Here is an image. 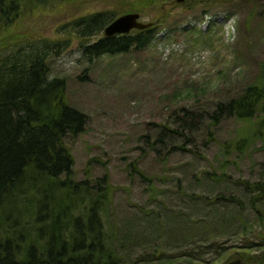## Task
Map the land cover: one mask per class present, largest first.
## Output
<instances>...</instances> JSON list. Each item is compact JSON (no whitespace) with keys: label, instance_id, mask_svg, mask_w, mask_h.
<instances>
[{"label":"trees","instance_id":"1","mask_svg":"<svg viewBox=\"0 0 264 264\" xmlns=\"http://www.w3.org/2000/svg\"><path fill=\"white\" fill-rule=\"evenodd\" d=\"M113 1L0 0V264H182L184 257L193 256L195 248L216 247L221 249L217 262L212 264H264V179L238 177L231 181L240 189L236 193L238 197L247 200L249 209L255 212L251 219L245 216L244 206L234 195L222 191L211 197L190 193L187 197L191 201L203 202L219 212L189 218L169 209L167 231L163 232L165 225L159 226V236L151 243L146 238L139 241L130 231L120 230L107 175L75 178L74 160L66 139L84 132L88 116L69 103L65 79L50 76L49 44L54 45L57 38L22 37L14 28H18L16 23L25 13L32 14L49 3L79 10L93 2L104 3L99 10L81 11L79 16L61 25L73 29L82 55L92 62L103 55L143 49L154 38L158 21H150L154 23L143 30L104 36V27L117 16L127 12L144 13L147 8L177 2L118 0L113 5ZM229 1L183 0L182 5L186 10L198 7L200 14L205 15ZM238 2L249 9L262 8L256 5V0ZM160 16L159 25H162L167 15L161 12ZM96 36L100 37L95 39ZM196 105L201 107L200 99ZM171 112V123L175 126L162 125L154 139L153 149L161 162L165 163L176 150L191 151L186 146L203 122L208 141L213 142L216 138L211 129L220 121L232 117L241 123L240 130L246 135L241 133L222 145L225 151L229 148L227 145L238 148L255 132L248 133L251 121L260 114L264 118V73L234 96L214 102L210 110L196 111L181 106ZM181 138V143L172 144V140ZM222 157L219 173L218 169L203 171L216 183L231 178L224 164L229 158ZM234 203L235 212L227 214L229 217L225 211L221 212L223 206ZM215 222L239 235L241 245H219L214 238V231L218 230ZM251 233H255V242L251 241ZM165 234L167 239L185 235L186 239L177 241L191 243V238L199 236L201 242L192 246V251L185 252L180 250L179 242L167 241L164 252L161 237ZM169 245L176 250H168ZM137 248L141 251L137 252ZM194 260L193 264L201 261Z\"/></svg>","mask_w":264,"mask_h":264},{"label":"rangeland","instance_id":"2","mask_svg":"<svg viewBox=\"0 0 264 264\" xmlns=\"http://www.w3.org/2000/svg\"><path fill=\"white\" fill-rule=\"evenodd\" d=\"M182 1H168L161 8L139 12L141 22L158 21L154 38L143 49L103 55L92 62L82 55L73 29L61 25L81 11L99 10L104 3L93 2L84 10L49 3L32 14L25 13L16 23L18 30L14 28L22 37L57 38L54 45L49 44L50 76L65 79L69 103L88 116L84 132L66 139L74 160L73 174L77 179L107 175L120 230L151 243L159 236V226L165 225L163 232L167 231L169 209L189 218L219 212L203 202L191 201L187 197L190 193L211 197L222 191L234 195L251 219L255 212L249 209L247 200L238 197L240 189L231 181L238 177L264 179L261 114L251 121L248 133L252 135L255 130L252 138L238 148L227 145L225 151L222 147L225 141L241 133L246 135L240 130L241 123L231 117L211 129L216 142L208 141L204 122L200 124L186 146L191 151L176 150L165 163L153 149L162 125L175 126L171 123L172 109L186 106L196 111L210 110L214 102L234 96L264 73V0H256V5L262 7L258 10L231 0L205 15L198 7L186 10ZM161 12L166 13L167 21L159 25ZM233 18L235 31L227 27ZM76 53H81L79 58ZM196 99H200L201 107H197ZM172 141L179 144L183 138ZM222 155L229 158L224 164L231 180L216 183L203 171L218 169L219 173ZM234 205L223 206L221 212L234 213ZM215 226L218 230L214 238L219 245H241L239 235L218 222ZM250 238L255 242V233ZM177 239L186 238L177 234L167 239V234L162 235L164 252L167 241L179 242L180 250L185 252L201 242L199 236L191 238L192 243ZM175 248L169 245L168 250ZM220 249L195 248L193 256L184 257L182 264H193L194 259L201 260L196 261L198 264L216 263Z\"/></svg>","mask_w":264,"mask_h":264},{"label":"water","instance_id":"3","mask_svg":"<svg viewBox=\"0 0 264 264\" xmlns=\"http://www.w3.org/2000/svg\"><path fill=\"white\" fill-rule=\"evenodd\" d=\"M179 1V0H177ZM139 13L127 12L117 16L113 21L107 24L102 33L104 36H112L115 34H128L132 30H143L149 28L153 22H141Z\"/></svg>","mask_w":264,"mask_h":264},{"label":"clouds","instance_id":"4","mask_svg":"<svg viewBox=\"0 0 264 264\" xmlns=\"http://www.w3.org/2000/svg\"><path fill=\"white\" fill-rule=\"evenodd\" d=\"M235 24H236V20H235V18H233L232 20L229 21V24L227 25V27L229 29H232L233 31H235ZM80 55H81V53L75 54L76 58H79Z\"/></svg>","mask_w":264,"mask_h":264}]
</instances>
